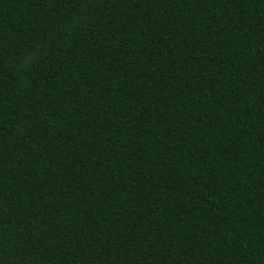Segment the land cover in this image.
I'll list each match as a JSON object with an SVG mask.
<instances>
[{
  "label": "trees",
  "instance_id": "trees-1",
  "mask_svg": "<svg viewBox=\"0 0 264 264\" xmlns=\"http://www.w3.org/2000/svg\"><path fill=\"white\" fill-rule=\"evenodd\" d=\"M0 264H264V0H0Z\"/></svg>",
  "mask_w": 264,
  "mask_h": 264
}]
</instances>
